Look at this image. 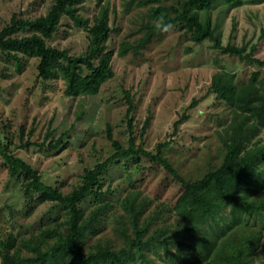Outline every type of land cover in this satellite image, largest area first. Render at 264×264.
Returning a JSON list of instances; mask_svg holds the SVG:
<instances>
[{"label": "trees", "instance_id": "1", "mask_svg": "<svg viewBox=\"0 0 264 264\" xmlns=\"http://www.w3.org/2000/svg\"><path fill=\"white\" fill-rule=\"evenodd\" d=\"M84 1L54 0L45 14L35 18L14 15L10 24L0 28V48L15 58L18 69L20 54L37 57L40 76L63 79L66 95L96 94L115 74L114 50L106 49L112 31L111 3L99 0V10L91 21L80 11ZM133 1L149 5L140 27L145 33L134 41L123 39L119 55L138 52L161 34L154 25L163 16L182 27L195 42L210 40L214 48L236 54L251 64L264 65V60L254 54L255 45L247 50L246 44L223 43L222 26L212 19L216 0L129 3ZM244 1L223 0L221 5L227 9ZM63 15L88 32L89 44L79 54L50 42ZM22 28L29 29V33L17 35ZM208 91L229 105V120L216 129L226 153L220 165L193 180L178 173L162 154L161 145L154 153L136 145L132 134L125 147L113 138L108 126L115 152L93 167L85 166L81 183L65 193L47 183L30 162L14 154L11 142L0 135L3 163L12 176L22 179L25 196L55 201L63 206L65 215L29 235L9 231L0 240V264H264V76L253 71L247 80L237 81L233 72L221 69L213 74ZM131 125L130 120L132 128ZM145 127L146 124L141 130ZM67 133L47 143L51 130L39 142L23 140L22 131L19 144L57 148ZM140 154L160 160L182 182L183 189L174 203L158 200L152 204L153 200L133 184L117 200L101 198L113 192L110 186L102 189V175L110 164L120 157L136 160ZM88 194L99 199L86 209L82 202ZM111 219L120 243L112 237L91 242V236L100 234Z\"/></svg>", "mask_w": 264, "mask_h": 264}, {"label": "rangeland", "instance_id": "2", "mask_svg": "<svg viewBox=\"0 0 264 264\" xmlns=\"http://www.w3.org/2000/svg\"><path fill=\"white\" fill-rule=\"evenodd\" d=\"M129 1L110 0L112 31L106 49L114 50L115 74L96 94L66 95L63 79L40 76L37 57L20 54L18 69L15 58L0 48L1 138L9 140L13 153L37 168L47 183L65 193L81 183L85 166L93 167L115 152L108 126L113 138L125 147L133 134L136 145L154 153L161 145L162 154L184 178L202 177L224 159L226 149L216 129L230 118L229 105L208 91L213 74L226 69L236 75L237 81L247 80L253 71L264 76V65L214 48L210 40L195 42L179 26L154 36L138 52L119 55L123 39L134 41L145 33L140 27L149 5ZM221 1H215L212 19L222 26L223 43L246 44L247 50L255 45L254 54L264 60V1L245 0L227 9ZM53 2L0 0V28L10 24L14 15L35 18L45 14ZM84 6L80 11L92 21L99 0H85ZM27 33L29 29L22 28L17 35ZM87 34L63 15L50 42L79 54L89 44ZM48 130L51 134L47 143L68 131L65 145L20 146L22 131L23 140L39 142ZM102 183V189L110 186L113 192L101 198L117 200L133 184L153 200L152 204L158 200L174 203L183 189L182 182L160 160L144 154L136 160L130 156L112 162L102 175ZM98 199L88 194L82 205L88 209ZM64 216L61 204L26 197L22 179L10 174L0 154V240L9 231L23 235L39 232L47 222ZM113 227L111 219L100 234L91 236V242L112 237L120 243L121 237Z\"/></svg>", "mask_w": 264, "mask_h": 264}, {"label": "clouds", "instance_id": "3", "mask_svg": "<svg viewBox=\"0 0 264 264\" xmlns=\"http://www.w3.org/2000/svg\"><path fill=\"white\" fill-rule=\"evenodd\" d=\"M154 27L160 32L168 33L174 28V25L161 16L157 18Z\"/></svg>", "mask_w": 264, "mask_h": 264}]
</instances>
